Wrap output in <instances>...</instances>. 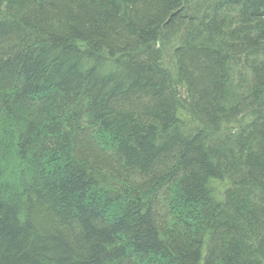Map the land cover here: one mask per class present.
<instances>
[{
  "label": "trees",
  "instance_id": "1",
  "mask_svg": "<svg viewBox=\"0 0 264 264\" xmlns=\"http://www.w3.org/2000/svg\"><path fill=\"white\" fill-rule=\"evenodd\" d=\"M0 264H264V0H0Z\"/></svg>",
  "mask_w": 264,
  "mask_h": 264
},
{
  "label": "bare ground",
  "instance_id": "2",
  "mask_svg": "<svg viewBox=\"0 0 264 264\" xmlns=\"http://www.w3.org/2000/svg\"><path fill=\"white\" fill-rule=\"evenodd\" d=\"M245 75L246 72L244 71V67L241 66L237 71H236V76L234 77L235 79H238L239 77H241V75Z\"/></svg>",
  "mask_w": 264,
  "mask_h": 264
}]
</instances>
